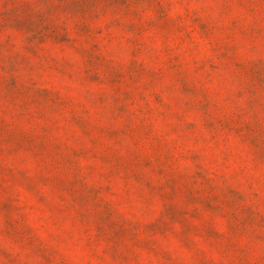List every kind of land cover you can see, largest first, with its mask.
I'll use <instances>...</instances> for the list:
<instances>
[{
  "label": "rangeland",
  "instance_id": "obj_1",
  "mask_svg": "<svg viewBox=\"0 0 264 264\" xmlns=\"http://www.w3.org/2000/svg\"><path fill=\"white\" fill-rule=\"evenodd\" d=\"M0 264H264V0H0Z\"/></svg>",
  "mask_w": 264,
  "mask_h": 264
}]
</instances>
